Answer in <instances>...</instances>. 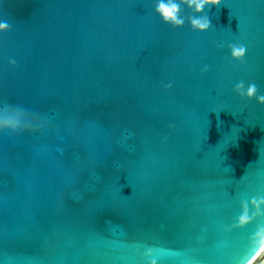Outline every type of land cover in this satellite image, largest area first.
<instances>
[{
	"label": "water",
	"instance_id": "95a60500",
	"mask_svg": "<svg viewBox=\"0 0 264 264\" xmlns=\"http://www.w3.org/2000/svg\"><path fill=\"white\" fill-rule=\"evenodd\" d=\"M158 2L0 0V120L21 108L43 125L0 132V264L255 253L264 105L235 88L264 95V0H222L205 32L187 6L183 27L165 24Z\"/></svg>",
	"mask_w": 264,
	"mask_h": 264
},
{
	"label": "clouds",
	"instance_id": "9594fccd",
	"mask_svg": "<svg viewBox=\"0 0 264 264\" xmlns=\"http://www.w3.org/2000/svg\"><path fill=\"white\" fill-rule=\"evenodd\" d=\"M222 0H159L155 6V12L162 18L165 24H170L176 28H181L185 24V18H183L182 13L184 12V7L187 6L188 9L194 13L187 17L190 22L191 28L196 31L205 32L211 27V20L208 15L205 14V10L212 6H219ZM11 30L9 23L0 22V33H5ZM231 49V56L234 60L243 62L246 57L247 49L243 45L232 44L229 46ZM10 63L15 66L16 61L14 59L10 60ZM167 88H171L172 85L168 84ZM235 91L243 97H247L249 100L255 98L261 105H264V95H257V86L253 83L248 85L245 90L244 82H240L236 85ZM8 109V107H5ZM14 110L12 115L7 118L0 120V132H7L10 134H16L23 131H36L39 130L43 125L42 121L37 116H32L31 119L24 121L21 116L25 112L21 108H12ZM255 203V201H253ZM264 202V201H262ZM251 218L248 215L247 208H245L244 214L240 217L241 225L249 222ZM255 241L254 247L256 249L255 253L251 258L246 260V264H257V261L264 257V227H260L256 233H254ZM149 256H152V252H148ZM150 264H158L156 259H152Z\"/></svg>",
	"mask_w": 264,
	"mask_h": 264
}]
</instances>
